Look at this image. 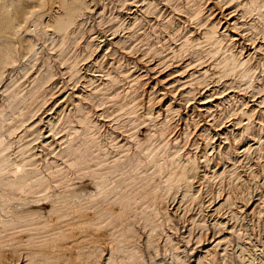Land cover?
<instances>
[{"label": "bare ground", "instance_id": "bare-ground-1", "mask_svg": "<svg viewBox=\"0 0 264 264\" xmlns=\"http://www.w3.org/2000/svg\"><path fill=\"white\" fill-rule=\"evenodd\" d=\"M0 264H264V0H0Z\"/></svg>", "mask_w": 264, "mask_h": 264}]
</instances>
